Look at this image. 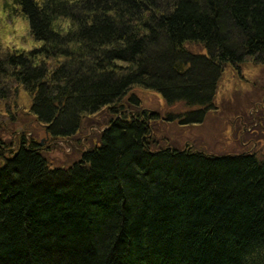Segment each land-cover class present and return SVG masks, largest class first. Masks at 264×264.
<instances>
[{
    "label": "trees",
    "instance_id": "trees-1",
    "mask_svg": "<svg viewBox=\"0 0 264 264\" xmlns=\"http://www.w3.org/2000/svg\"><path fill=\"white\" fill-rule=\"evenodd\" d=\"M13 2L38 46L0 57V103L20 86L53 140L118 118L68 168L0 139V264H264V163L153 150L155 115L129 109L141 88L203 122L225 66L264 65V0Z\"/></svg>",
    "mask_w": 264,
    "mask_h": 264
},
{
    "label": "rangeland",
    "instance_id": "rangeland-1",
    "mask_svg": "<svg viewBox=\"0 0 264 264\" xmlns=\"http://www.w3.org/2000/svg\"><path fill=\"white\" fill-rule=\"evenodd\" d=\"M9 3L10 0H0L9 13L7 17H0V57L6 53L27 55L37 46H26L36 43L19 8L8 7ZM14 17L19 18V27L23 30L19 41L25 47L18 48L12 42L11 38L16 36L12 30L16 27ZM184 49L191 54H205L197 44H186ZM11 93L7 101L0 103V125L12 135H1L0 139L5 143L13 142L12 151L18 148L16 141L22 135L41 144L42 155L51 169L68 168L78 162L83 152L98 146L102 131L118 118V115L113 117L109 110L103 109L85 117L73 137L53 140L48 134V126L37 122L29 111L31 97L17 85ZM131 95L139 102L138 106L130 104L132 114L155 115L148 121V138L153 150L168 148L207 157L253 154L264 163V65L245 62L237 69L225 66L217 85L214 108L206 113L201 123L184 125L178 119L167 121L165 118L185 115L190 109L183 103L167 104L158 92L135 88ZM124 104L128 105L126 101Z\"/></svg>",
    "mask_w": 264,
    "mask_h": 264
},
{
    "label": "clouds",
    "instance_id": "clouds-1",
    "mask_svg": "<svg viewBox=\"0 0 264 264\" xmlns=\"http://www.w3.org/2000/svg\"><path fill=\"white\" fill-rule=\"evenodd\" d=\"M8 7L11 8H18L19 5L15 4L14 2H11L8 4ZM9 15L8 11L6 10L5 6L3 4H0V17H7ZM14 20L16 22V27L12 30H14L16 32V36L11 38L12 42L16 45V47L20 48V47H25L24 45H22L19 41V37L23 35V30L19 27V18L18 17H14ZM33 46H38V45H27L26 47L31 48Z\"/></svg>",
    "mask_w": 264,
    "mask_h": 264
},
{
    "label": "bare ground",
    "instance_id": "bare-ground-1",
    "mask_svg": "<svg viewBox=\"0 0 264 264\" xmlns=\"http://www.w3.org/2000/svg\"><path fill=\"white\" fill-rule=\"evenodd\" d=\"M46 163H48V162H46ZM49 164V163H48ZM57 168H60V169H62L61 167H57ZM57 168H55V169H57Z\"/></svg>",
    "mask_w": 264,
    "mask_h": 264
},
{
    "label": "water",
    "instance_id": "water-1",
    "mask_svg": "<svg viewBox=\"0 0 264 264\" xmlns=\"http://www.w3.org/2000/svg\"><path fill=\"white\" fill-rule=\"evenodd\" d=\"M40 146H41V144H40Z\"/></svg>",
    "mask_w": 264,
    "mask_h": 264
}]
</instances>
